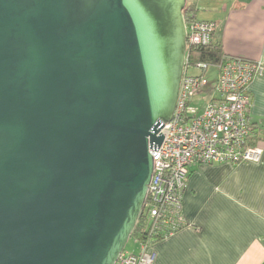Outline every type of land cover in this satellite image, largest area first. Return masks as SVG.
<instances>
[{"label":"water","instance_id":"95a60500","mask_svg":"<svg viewBox=\"0 0 264 264\" xmlns=\"http://www.w3.org/2000/svg\"><path fill=\"white\" fill-rule=\"evenodd\" d=\"M187 0H0V264H116L187 54Z\"/></svg>","mask_w":264,"mask_h":264},{"label":"crops","instance_id":"0c3cea01","mask_svg":"<svg viewBox=\"0 0 264 264\" xmlns=\"http://www.w3.org/2000/svg\"><path fill=\"white\" fill-rule=\"evenodd\" d=\"M190 2L215 22L226 56L264 64V0ZM249 94L252 142L264 148V74ZM183 209L188 225L154 245L153 264H264V153L260 163L190 165Z\"/></svg>","mask_w":264,"mask_h":264},{"label":"built area","instance_id":"2783aa9c","mask_svg":"<svg viewBox=\"0 0 264 264\" xmlns=\"http://www.w3.org/2000/svg\"><path fill=\"white\" fill-rule=\"evenodd\" d=\"M215 29V22L210 20L193 18L187 24L186 63L175 113L161 129L164 139L158 150L150 149L155 163L143 210L150 231L166 237L188 225L183 192L190 165L260 163L264 153L262 146L252 142L255 132L249 118V87L264 74V64L226 55L218 63L189 64V47L208 46ZM210 65L217 68L214 80L206 76ZM207 90L213 92L203 111L188 115L191 98ZM139 247L138 253H121L116 264H153V245Z\"/></svg>","mask_w":264,"mask_h":264},{"label":"trees","instance_id":"16d2710c","mask_svg":"<svg viewBox=\"0 0 264 264\" xmlns=\"http://www.w3.org/2000/svg\"><path fill=\"white\" fill-rule=\"evenodd\" d=\"M184 16L188 24L193 18L197 17V7L195 3L188 2L184 9ZM199 19V18H198ZM203 20V19H200ZM225 54L223 53L220 42H212L208 46H191L189 47V64L196 66L198 63H218L221 62ZM195 115V114H194ZM192 115V116H194ZM147 225V215L145 209L142 211L137 224L133 230L131 238H134L139 246L141 244L154 245L167 237L164 233H152ZM140 249V247H139ZM125 251V250H124ZM138 253V252H136ZM135 254V253H134Z\"/></svg>","mask_w":264,"mask_h":264},{"label":"rangeland","instance_id":"374dc122","mask_svg":"<svg viewBox=\"0 0 264 264\" xmlns=\"http://www.w3.org/2000/svg\"><path fill=\"white\" fill-rule=\"evenodd\" d=\"M190 2V0H187ZM192 72H197V69L191 68ZM217 68L213 65H210L207 72L206 76L209 78V80H213L217 77ZM212 90V89H210ZM205 91L203 93H198L195 94L189 103V106L187 107V114L192 116L194 114H199L203 111L207 101L210 99V95L212 94L213 91ZM139 250V244L134 238H130L126 247H125V252L129 253H136Z\"/></svg>","mask_w":264,"mask_h":264}]
</instances>
